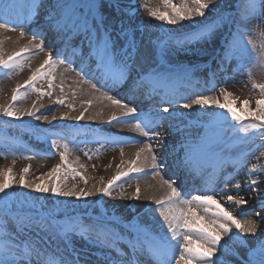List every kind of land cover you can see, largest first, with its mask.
I'll use <instances>...</instances> for the list:
<instances>
[{"label":"snow or ice","instance_id":"6c2138e0","mask_svg":"<svg viewBox=\"0 0 264 264\" xmlns=\"http://www.w3.org/2000/svg\"><path fill=\"white\" fill-rule=\"evenodd\" d=\"M162 3L164 11L149 12L161 34L153 38L151 25L138 23L140 6L134 0H27V16L18 23L8 19L16 0H0V29L11 25L24 37L29 34L25 28L42 18L44 31L59 41L28 80L16 86L12 102L0 105L4 117L56 121L55 111L41 112L42 103L34 102L29 110L17 102L27 94L22 89L36 92L41 101L52 98L58 87L61 97L54 103L65 106L63 79L59 85L54 81L57 67L67 65L76 71L78 82L89 85L88 93L118 110L119 115L113 111L106 123L127 124L144 137L126 170L121 147L117 174L91 187L79 157L69 162V144L57 139L51 140V147L60 162L48 172L30 180L28 167L18 178L11 168L0 169V264H264V164L246 169L244 150L234 154L238 145L255 143L246 135L250 129H259L254 135L264 147V83L253 84L259 90L254 106L252 98L240 100L226 87H219L215 95L203 94L217 90L215 84L208 85L228 70L232 60L237 61V70L247 69L249 74L253 66L264 67V49L253 58L249 45L256 50L255 42L245 40L254 31L248 27L252 21L264 20V0ZM29 32L30 43L42 34ZM258 35L264 38V30ZM194 44H215L222 50L214 57L217 67L209 81L193 80L195 71L208 64L190 67L175 62L180 53L206 54L203 47L192 48ZM44 47L34 44L36 51ZM30 51L22 48L7 59L0 53V69L22 70ZM41 81L46 89L36 87ZM125 89L127 99L120 95ZM76 95L73 90L71 97ZM144 99L149 101L147 110L136 103ZM85 103L91 106L93 101ZM67 107L74 110L73 104ZM82 108L61 119L77 122L78 128L88 112L87 106ZM96 115L88 119L95 120ZM248 120L252 122L245 124ZM32 134L41 141L48 139L47 130L38 125ZM176 134L180 139L169 145L168 137L175 139ZM103 142L122 143L115 134L103 137ZM157 146L171 147L175 157L171 165ZM170 172L199 177L200 194L185 198L187 193ZM132 175L159 177L165 195H143L139 184L134 192H124L119 181ZM93 196L98 199L90 201ZM108 198L133 203L104 207ZM142 198L154 206H135ZM45 200L51 207L45 209ZM246 206L250 207L245 211Z\"/></svg>","mask_w":264,"mask_h":264},{"label":"bare ground","instance_id":"6f19581e","mask_svg":"<svg viewBox=\"0 0 264 264\" xmlns=\"http://www.w3.org/2000/svg\"><path fill=\"white\" fill-rule=\"evenodd\" d=\"M175 3L179 4L181 0H174ZM134 3H137L139 7V14L140 19L138 20V23H141L142 26L145 24L151 25L150 31H152L155 36L161 35L159 31L155 28V24L158 23L154 20V18H151L149 16V12L154 9H159L161 11H164V6L162 3V0H134ZM28 11V4L27 0H16V8L12 12V14L8 17V19L13 23H18L20 21L25 20L27 16ZM42 18H36L33 20L34 25L31 27H26L25 32L29 33L28 35H25L24 37H21L19 34V31H13L11 30V25L9 28L0 29V53H2L7 59L9 55H14L16 52L20 51L22 48H29L31 51L29 54H27L24 59L22 60L23 63V69L17 70L14 73H7L5 70H0V79H3L4 81H7V78H10V76H14L16 74H20L21 77H18L15 81H11L7 87H4L0 90V105H7L11 103V96L12 92L14 90V87H16L18 84L23 85L26 80L31 76L32 71H34L37 67L40 66L41 63H43L44 59L47 57L48 51L50 49L47 47V44L44 43L45 38H48L51 36L49 33L44 31L45 25L43 22L37 25L38 20ZM43 21V19H42ZM166 27H174L171 25H166ZM29 29H32L33 31H36L38 33H42L41 35H38L36 40L30 43L31 40V33L29 32ZM48 37H45L47 36ZM55 39L54 37H49L48 40ZM37 43H43L44 44V51H36L34 49V44ZM210 51V50H209ZM216 52L215 50L211 51L208 55V57H213V53ZM62 58V57H61ZM176 64H183L190 67H194L195 65H203L207 64V57L203 55L199 56H193L191 54H185L180 53L178 56L174 57ZM206 59V60H204ZM217 64V63H216ZM214 64V65H216ZM215 69L213 66L207 69H199L195 71H206L208 69ZM57 76V79L54 81V85H59L61 82V79H63L64 87H65V106H59L54 103V101L57 98L61 97V94L59 92L58 87H54L53 90V96L52 98L44 97L41 101L37 100L36 98L30 99L27 98L28 96H25V98L21 101L17 102L18 107H22L25 109L32 110V105L34 102L37 103V106H39L40 103L44 105V107L41 109V112L44 114H49L51 111H55L57 115L56 121H35V120H29L28 117H23L22 121H18L15 118H9V120H16L21 125L22 130L24 131L23 137H16L22 142L23 151L21 153V162L23 164V169L25 167L29 168V175L33 176H39L42 173L48 172L51 167L55 166L57 163L60 162L58 151L51 147V140L57 139L61 144L68 143L70 155L73 153V148L71 144L79 145V147L85 148L87 145L81 143L80 141H70L68 139L69 135H76L75 133L79 131H85L90 134H95L98 137H104L110 136L112 134H115V138L122 141L120 144H112V143H104L103 141H99L98 144H103L110 148V150L113 152H110L107 155H103L101 157V160L104 162V164L101 167H94L92 170H87V168H84L83 174L87 179H93L94 176L98 177V180H101L103 178L104 182L106 183L107 180L111 179L114 175L117 174V167L116 165L120 163L121 161V154H120V148L123 147L124 156L123 160L125 161V170L127 168V162L130 160L135 159V153L137 149L139 148L140 144L139 141L144 139L141 133L134 131L129 125L127 124H119L113 122L112 124L106 123L112 115L113 111H116L117 115H119L118 110H115L111 107H109L110 102L108 101H101L96 99L92 94L87 92V89L89 85L87 83H84L83 81L77 80V73L76 71L72 70V68L67 67V65L64 66H58L57 71L55 73ZM198 75V74H197ZM235 80L233 82H229L226 79L220 80L217 82L216 80H211V83L208 85V87H211L213 84L217 86V91H204L203 94L206 95H215L216 92H218V85H224L223 87H226L227 90L233 94H236L240 91L239 85L236 87H229L230 85L235 84ZM44 87L46 89V82L41 81L37 83L36 87L41 88ZM75 90L77 95L75 99L71 97L72 91ZM22 91L25 92H34L31 89H22ZM36 93V92H35ZM27 95V94H26ZM120 95L124 96L125 99H127V89L120 92ZM91 99L93 101L91 106L86 105V101ZM143 103L141 107L148 109L149 101L144 99L139 101ZM138 102V103H139ZM68 104H73L74 110L67 107ZM83 106L88 107V112L85 114V118L78 122L79 127H76L77 122L72 121L70 119H61L62 114L69 113L71 116L77 115L80 111L83 110ZM140 105V104H139ZM163 105H160L162 107ZM182 111H189V110H182ZM97 113H100L99 115H96ZM0 115H3L0 113ZM89 115H96L95 120H89ZM39 126L40 129L47 130L48 133V139L47 141H41L37 138V136L32 134V129L35 126ZM166 127V124H165ZM237 128L240 127V125L236 126ZM90 130H95L90 131ZM163 131V128L160 129ZM51 131V133L49 132ZM176 139H180L179 134H176L175 139L172 137H168L169 145H175ZM260 140L256 141L255 143L249 142L248 144H244L246 148H252L254 145L257 147H260ZM158 147V146H157ZM62 150V149H61ZM158 150L165 153L167 158V164L171 165L174 160V155L172 154L171 147L167 148H159ZM70 158V156H69ZM252 157L247 158V165L246 169H251L253 166L250 165V160ZM73 159H70L69 162H72ZM0 169H3V166H0ZM170 174L173 176L170 172ZM241 176H243V172L241 173ZM167 178V177H166ZM239 179V177H238ZM189 182L188 185L186 184L183 188L182 192L187 193L185 198L190 199L191 195H197L200 194L199 189L201 187L202 181L199 177H196L195 179L186 178L184 173H181V177L179 180H176L177 185L182 186L184 185V181ZM130 183L129 189H131V192H134L135 187L137 184H139V187L141 189V192L143 195L152 194L157 197H162L165 195V191L159 187V177H153L151 175L143 176L138 179L135 175H132L130 177H122L121 181L119 183ZM242 183L245 181H241ZM95 183V182H94ZM97 184V183H96ZM128 185L126 187H128ZM231 185L227 187L226 190L230 191ZM128 204H132L133 202L125 200ZM152 204L154 206V202H148L143 200V198L140 201L135 202V206L141 207L147 206L149 204ZM246 206L245 211L247 210ZM155 216L159 217V212L155 213Z\"/></svg>","mask_w":264,"mask_h":264},{"label":"rangeland","instance_id":"374dc122","mask_svg":"<svg viewBox=\"0 0 264 264\" xmlns=\"http://www.w3.org/2000/svg\"><path fill=\"white\" fill-rule=\"evenodd\" d=\"M34 23L33 21L29 24L28 28L33 26ZM39 26V25H38ZM249 29H254V31L251 32L250 35H245V40H254L255 45H256V50H252L251 45H249V51L250 55L254 58L259 54V50L264 49V38L260 37L258 35V32L260 30H264V20H253L252 23L248 26ZM44 43L47 44V47L50 50H55L58 45L59 41L57 40H46ZM192 48H197V47H203L206 49V54L203 56L208 57L209 53L213 50L216 52L213 53V57L210 58L212 61L211 64L217 63V61L214 59V57L220 55L222 53V50L219 49L215 44H206V45H199V44H194L191 46ZM210 50V51H209ZM206 60V59H204ZM3 70V69H0ZM215 69H208L206 71H203L202 76L204 79L209 81L210 78V73L212 71H215ZM18 77H21L20 74H16L14 76H10V78H7V81H4L3 79H0V90L4 87H7V85L10 84L11 81H15ZM227 80L229 82H233L235 80V84L230 85L229 87L233 86L236 87L239 85L240 91L234 94L235 97H238L240 100H243L245 98H252L253 99V106H254V99L259 98V90L255 89L253 87L254 83H264V67L256 65L251 68V74H249L248 70L245 69L244 71L237 70V61L232 60L228 63V70L225 73H218L217 77L214 79L217 82L220 80ZM224 85H218L219 87H223ZM16 87H14L15 89ZM217 91V90H216ZM28 96L27 98L30 97L36 98L37 93L35 92H26ZM217 94V92H216ZM231 99V98H230ZM230 120V117H229ZM251 120L245 121V124L251 123ZM20 123L16 120H9V117H4L3 115H0V166H3V169L6 170L8 168L12 169V173L14 176L17 178L23 171V164L21 162V153L23 151L22 147V142L16 138L18 137H23L24 136V131L21 128ZM83 133H87L85 135H82L80 137H74L70 136L68 139L70 141H84L85 143L88 142H95V141H103V135L102 137H98L95 134H89L88 132L85 131H80ZM259 132V129H250L249 133L246 135H249L252 137L253 141H258L259 139L254 135V133ZM241 135H245L244 133H240ZM97 139V140H96ZM73 148V153L70 155V159H75V157H79V163L83 164L87 170H92L94 167H101L104 162L101 160V157L103 155H107L110 152L109 147L103 145V144H97V145H87L85 148L79 147V145L71 144ZM242 144L241 146H243ZM78 146V150H74ZM250 149V154L252 152H255L250 160V165L251 166H256L259 167L261 164H264V156H261V152H264V147H257L254 145ZM113 153V152H112ZM36 176L29 175L27 176L28 179H34ZM99 184L100 180H98V177L94 176L93 179H89V187L93 183ZM122 185V189L124 192L129 193L131 192V189H129L130 183H119ZM128 185V187H126ZM80 186L83 187V182H80ZM19 190V189H17ZM39 195V194H37ZM115 195V194H114ZM43 199V198H42ZM98 197L93 196L90 197V201H96ZM125 200L121 199H112L108 198L105 204L103 205L104 207H110L111 205H126ZM45 204V209L48 207H51V203L47 200L44 201ZM11 227V226H10ZM55 247V245H53Z\"/></svg>","mask_w":264,"mask_h":264}]
</instances>
